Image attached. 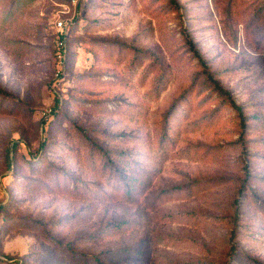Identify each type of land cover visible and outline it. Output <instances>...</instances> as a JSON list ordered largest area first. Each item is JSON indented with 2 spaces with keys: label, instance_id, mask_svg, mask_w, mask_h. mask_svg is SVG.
Returning <instances> with one entry per match:
<instances>
[{
  "label": "rangeland",
  "instance_id": "374dc122",
  "mask_svg": "<svg viewBox=\"0 0 264 264\" xmlns=\"http://www.w3.org/2000/svg\"><path fill=\"white\" fill-rule=\"evenodd\" d=\"M0 88V264H264V0H0Z\"/></svg>",
  "mask_w": 264,
  "mask_h": 264
},
{
  "label": "trees",
  "instance_id": "16d2710c",
  "mask_svg": "<svg viewBox=\"0 0 264 264\" xmlns=\"http://www.w3.org/2000/svg\"><path fill=\"white\" fill-rule=\"evenodd\" d=\"M114 51H116V50L111 49L110 53H114ZM216 87L219 90H221V87L217 83H216ZM0 96L5 97V98H10V99L13 98L12 94H10L8 91H6L3 88H0ZM233 105L239 111V115L241 117V125L243 126V129H245L246 128V118L244 116H242V113L240 112V109L238 108V106H236L235 103H233ZM87 139L88 138L86 137L85 140H87ZM42 145L44 146L45 144L43 143ZM91 154H92V152H91ZM114 157L117 159L118 162H122V161H124V162L128 161V163L130 161L137 162V156L129 154V153H120ZM105 159H106L105 160L106 163L104 164L102 175H103V177L107 178L110 181L108 184H106V186L104 187V190H102L103 193L106 192L105 191L106 188H111L114 192H121L122 196H124L123 199L125 201H131V200L133 201L135 198H132L130 196V194L134 190L136 192L139 190L141 194H144L150 188V185H151L150 183H151L152 177H153L152 172H148L147 169L142 168L141 171L143 173L144 178L140 177V180L138 181L135 174L134 175L129 174V173L122 174L120 172L119 168L113 166L114 160H112L111 158L107 159L106 157H105ZM93 161L94 160H92V159H89V158L87 159V163H90ZM108 161H110V165H112L113 167L107 166ZM41 171H42V175L45 178L51 179V177H53L54 170L52 169V166H49V162H47V167L43 168V170H41ZM147 173H149V176H147ZM64 181H66V180H64ZM213 183L214 182H212V184ZM212 184L195 183L193 185H189L188 188L184 191H185V193H191L193 188H200V190H203L206 187H208V188L211 187ZM66 185L67 184H65V183L63 184V187H67L66 191L73 194L74 197H76L77 199H83L86 197V195L93 193V191L91 189H88L87 186L79 187V184L77 182L73 187H70L68 185L66 186ZM96 194L97 193H95V195ZM168 195H169L168 193L161 195V200L163 199L162 201H164ZM120 251H123V250H120Z\"/></svg>",
  "mask_w": 264,
  "mask_h": 264
},
{
  "label": "built area",
  "instance_id": "2783aa9c",
  "mask_svg": "<svg viewBox=\"0 0 264 264\" xmlns=\"http://www.w3.org/2000/svg\"><path fill=\"white\" fill-rule=\"evenodd\" d=\"M55 26H56V29L60 32L61 36H63L64 35L63 31L66 29V26H67L65 20L57 19L55 21ZM57 61H58V68H57L56 76L58 77L61 75L63 67L65 66V55L61 48H59L57 52ZM47 113L51 114L52 109L51 108L47 109Z\"/></svg>",
  "mask_w": 264,
  "mask_h": 264
}]
</instances>
